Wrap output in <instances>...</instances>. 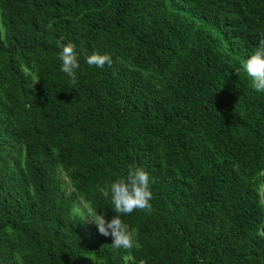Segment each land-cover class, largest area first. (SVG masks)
<instances>
[{"label":"trees","instance_id":"obj_1","mask_svg":"<svg viewBox=\"0 0 264 264\" xmlns=\"http://www.w3.org/2000/svg\"><path fill=\"white\" fill-rule=\"evenodd\" d=\"M262 34L264 0H0V264H264ZM129 165L153 193L131 250L75 212L116 215L98 186Z\"/></svg>","mask_w":264,"mask_h":264},{"label":"clouds","instance_id":"obj_2","mask_svg":"<svg viewBox=\"0 0 264 264\" xmlns=\"http://www.w3.org/2000/svg\"><path fill=\"white\" fill-rule=\"evenodd\" d=\"M57 45L60 48V70L75 82L76 70L80 67L76 46L72 42L61 41H57ZM84 55L86 63L90 66L103 68L105 64L109 66L112 64V58L107 53L93 52ZM243 67L247 75L252 78L254 90L264 92V34ZM151 183L150 174L143 167L129 165L126 174L118 176L104 186H98L101 195L110 198L116 215L108 219L104 213H93L87 218L96 225L100 234L112 237L113 248L131 250L139 246L137 230L125 223L122 215L131 214L136 210L151 214L153 210Z\"/></svg>","mask_w":264,"mask_h":264},{"label":"rangeland","instance_id":"obj_3","mask_svg":"<svg viewBox=\"0 0 264 264\" xmlns=\"http://www.w3.org/2000/svg\"><path fill=\"white\" fill-rule=\"evenodd\" d=\"M60 178L64 184V188H65L66 192H69L70 187L67 184L66 178L61 173H60ZM75 212L82 216L84 224L89 228L91 226V221L87 217L90 216V212H89V209H88L86 203H84L81 200H76L75 201Z\"/></svg>","mask_w":264,"mask_h":264}]
</instances>
